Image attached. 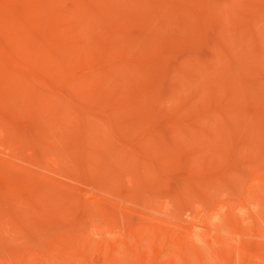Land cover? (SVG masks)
<instances>
[{
	"label": "bare ground",
	"instance_id": "6f19581e",
	"mask_svg": "<svg viewBox=\"0 0 264 264\" xmlns=\"http://www.w3.org/2000/svg\"><path fill=\"white\" fill-rule=\"evenodd\" d=\"M208 42L205 56L198 46ZM227 47L234 50L226 53ZM258 51H264V0H0V202L12 203L0 211V232L13 233L19 220L33 221L28 203L50 192L35 181L48 178L42 157H21L26 149L51 148L45 122L56 139L60 128L71 131L70 151L80 171L99 172L103 154L134 164L147 177L183 166L193 177L181 180V191L196 193L193 199L185 194L188 204L180 213L169 211L170 202L152 205L145 215L156 220L153 225H119L110 223V206L134 202L55 179L52 192L59 200L93 207L103 226L91 225L90 241L72 230L47 251L13 250L0 239L6 251L0 250V264H157L158 257L170 264H264V130L239 148L258 155L245 184H234L239 192L225 191L215 201L209 190L232 173L205 177L199 159L179 164L176 152L208 125L216 145L228 142V129L213 121L231 108L243 110L242 100L258 95L243 91L257 82L248 73L264 66ZM239 72L251 77V88ZM188 98L192 105L183 103ZM261 108H252V118L264 125ZM168 110L171 118L162 121L158 114ZM26 123L31 129L21 127ZM51 163L54 174L69 178L58 172L56 158ZM203 187L208 192L198 194Z\"/></svg>",
	"mask_w": 264,
	"mask_h": 264
},
{
	"label": "rangeland",
	"instance_id": "374dc122",
	"mask_svg": "<svg viewBox=\"0 0 264 264\" xmlns=\"http://www.w3.org/2000/svg\"><path fill=\"white\" fill-rule=\"evenodd\" d=\"M238 13L240 15V13L244 14L245 12L244 10H239ZM198 47V50L201 54L209 56V42L207 45L205 43V45H199ZM224 50L226 53H229L234 49L233 47H227ZM258 53L259 57L264 59V51H258ZM245 74L246 72L244 74L239 72L238 76H243L244 78V76H246ZM248 74H251L253 77L252 79L257 80V82H252L251 88L250 85H248L249 79L251 80V77L249 78V75L248 79L245 77L244 79H246V82L248 81L247 85L249 88H251V90H245L244 88L243 91L251 92L244 93V95L248 94L249 96H253L254 93L252 94V91L260 93L262 90H264V66L252 69ZM221 84L222 82L220 83V86H222ZM223 86L222 89L225 88H223ZM164 91L165 89H159V92ZM193 91L196 92L195 89H193ZM258 95L256 96L257 98H259ZM261 95L260 98H264V96ZM252 98H246V100H242L245 106L243 110H234L231 108L229 110L230 113L228 116L226 115V117L224 116L218 121H213L214 126L218 124L222 126L224 124V128L228 129L230 137L227 143H222L220 146L216 145L214 142L217 136H215L213 129H210V126L208 125L204 128L199 127L201 132L198 130L194 136H188L184 144L176 147L177 156L180 158L179 164H181V162L186 160L188 157V161L191 160V157H195L193 158L195 160H192L195 161L193 164L197 163V159H199V162H202V166H200L199 170L201 173L202 171L205 172L203 176L205 174L208 175L209 172H214L215 174L221 176L222 170L230 171V173H232L228 176L223 175L220 177V184L209 190V192L207 191L209 197L214 199V201L217 200L223 192H233L237 186L239 187L244 185L246 180L244 176L245 172L248 171L251 165L257 161L255 159L256 161L253 162L254 157L256 156V158H258V155H251L245 152L238 153L239 148L242 145L247 147L248 145L252 144L255 133L264 130V125L252 118V108L256 109L258 105L261 108V105L259 104L261 99L259 98V101L256 100V104L255 99ZM191 99L188 98L187 100H184L183 103L188 106L192 105ZM202 99L204 98L202 97ZM199 101L201 102V100ZM199 101L198 99L197 101L195 100V102ZM200 102L199 104L201 106V103H204V101L202 100V102ZM195 104L197 106L198 103ZM255 105L256 107H254ZM245 109L246 111L244 112ZM261 109L260 117L262 120H264V112H262L264 111V107ZM171 115L172 114L169 111L163 114H158V117L164 121L171 118ZM140 116L142 115H138L137 118ZM28 126L29 125L27 123L21 125V127L24 129H31V127ZM260 126H262V128ZM52 127L53 126L47 122H45L43 127L46 131H48V143L51 148L46 149L44 152H41V150L38 148L28 150L26 149L21 154V157L25 160H30L33 156L34 159L42 157L41 163L39 164L45 168V171L43 172L48 178L45 180H43V178H39L35 181L43 184V186L49 187L47 190L50 192L37 193L34 195L35 200L28 203L29 205L27 208H29L33 213L31 215L33 217V221L19 220L13 233H6L3 231L0 232L1 241L6 243L13 250H26L32 248L34 250L47 251L49 250L51 243L55 238L68 237L72 230H77L82 237L86 238L87 241H90L91 236L88 234V231L91 225L103 226L101 214L96 212L93 207L87 204L74 205L73 203L66 201L62 202L59 200L62 199L61 196L56 192H52V187L54 186H52L51 183L54 182L55 179H58L68 185H74L81 190L89 191L93 194L101 193L105 194L106 197H109L107 194L111 193L114 195L110 196L112 198L126 197L132 203L134 202V206L132 204L125 203L124 205L126 207L123 209L110 206V210L113 212V217H110V223L119 225L123 224V222H126L132 226L141 224L153 225L156 220L149 219L145 215V213H150L148 209H151L152 205L157 204V209H159L163 208L166 203L170 202L171 207L169 211L171 213H180L184 210L182 206H184V204H188L186 203L187 201L183 199L185 194L189 199H193L194 195L196 194L195 192L184 193L181 191V180L183 178H191V176L193 177L191 173H188L187 170L182 168L183 166L180 169L179 167H177V169L174 168L170 172L165 173V176H151L152 174H149V178L145 176L143 172L138 171L134 164H130L129 162L123 164L113 162L110 160L109 155L103 154L101 157L104 158L106 165H104L99 172L91 173L89 171H80L76 166L78 162V156L73 155V153L70 151V143L68 138L72 135L71 131L65 128H60L58 132L60 133L61 137L56 139V137L52 135V132L49 131V129ZM194 128H198V126H195ZM0 141H2L1 136ZM171 151H174V148L171 149ZM219 151L221 152L220 155L222 156L221 160L219 162H215L216 155L219 153ZM0 152H2L1 146ZM137 156H140V153H137ZM52 157L57 159V167L59 168L58 172L60 175L62 173L69 176V178H61L59 175L57 176L54 174L56 173L54 170L56 167L51 163ZM184 163L186 162H183V164ZM70 168H73L72 171ZM201 168L203 170H201ZM74 175H77L78 179H76ZM70 177H72V180ZM234 184L237 186H233ZM206 190L207 189L204 187L200 188L198 194L204 195L207 193ZM237 192H239V188ZM233 193H235V191ZM20 195L28 196L27 193L23 192L20 193ZM11 207L12 203L10 201L2 200L0 202V211L7 210V208ZM22 210L23 206L17 208L15 212L21 214L23 212ZM153 215L156 217L160 216L158 214ZM31 216H27V218L30 219ZM172 229L175 230V227ZM18 233L21 236L20 238ZM97 240L98 239H96V241ZM144 244L147 246V242ZM0 250L4 255L6 254V251H4L3 248L0 247ZM149 255L152 256V253L150 252ZM160 258L161 257L157 258V264H170V260L165 261V259ZM147 264H150V261H147Z\"/></svg>",
	"mask_w": 264,
	"mask_h": 264
}]
</instances>
